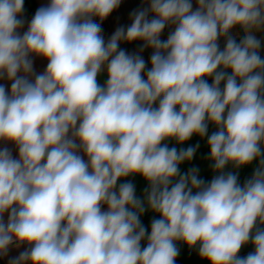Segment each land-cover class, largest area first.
Instances as JSON below:
<instances>
[{
	"label": "clouds",
	"instance_id": "1",
	"mask_svg": "<svg viewBox=\"0 0 264 264\" xmlns=\"http://www.w3.org/2000/svg\"><path fill=\"white\" fill-rule=\"evenodd\" d=\"M121 3L50 0L21 33L24 0H0V142L18 151L0 148V257L27 245L8 264H175L183 243L209 264H264V0H142L106 41ZM193 135L210 182L180 170L199 144L165 143ZM253 161L243 185L225 171ZM136 175L144 199L118 183Z\"/></svg>",
	"mask_w": 264,
	"mask_h": 264
},
{
	"label": "crops",
	"instance_id": "2",
	"mask_svg": "<svg viewBox=\"0 0 264 264\" xmlns=\"http://www.w3.org/2000/svg\"><path fill=\"white\" fill-rule=\"evenodd\" d=\"M50 0H24V12L27 13L25 20V25L22 29H20L21 33L27 30L28 22L32 19L37 9L42 6H46ZM145 4H142V0H122L121 5L118 9L113 11L110 16L102 22V29H103V36L107 41L110 36L114 33V31L120 26H129L131 23L130 20V13L136 9L141 7H145ZM193 6L195 8V0H193ZM96 22H100L98 19ZM170 29L166 28L164 33L162 34V39H166ZM233 35L237 38V42L243 36V31L237 27L232 30ZM257 38L261 40V56L264 58V32L256 33ZM221 48L224 47V40L221 39L219 41ZM142 44L141 41H135L132 43H121L120 47L125 49L128 53H136L139 51V47ZM152 50L146 49L143 53H141L142 57L146 61L147 68L151 67L150 64V55ZM47 65V60L39 57L34 58V70L37 73H42ZM99 82L101 84L104 83L105 77L102 75L99 78ZM10 81L6 79L0 80V84L5 85L8 89H10ZM209 83H211V79L209 78ZM223 86V85H222ZM216 127L213 124H209L208 127V135H211L212 132L216 131ZM169 145V147H176L179 148H187L189 146H195L199 144V147L196 150V153L191 161H186L180 165L181 173L187 172L190 168L196 167L199 169L198 176L200 179H203L205 182H210L211 179L217 175L218 173L214 172L212 169V161L209 159L210 149L207 145V136L204 138L199 137L198 135H193V137L184 142L183 144H178L175 140H167L165 141ZM7 146L11 149L12 154L14 157L18 156V151L15 146L11 143L5 145L3 142H0V148ZM86 159V157H85ZM258 166V161H253L252 164L244 166L240 169H234L231 165L227 166L225 171L226 172H234L238 173V181L241 185L247 180L250 179L253 175L254 170ZM126 180H130L136 189V196L140 199H144L145 197V189L148 187L147 182L139 175L124 178L118 183L125 182ZM106 210V206H105ZM158 219L159 216L152 211H146L141 216V222L145 226L146 229L150 232V225L152 219ZM7 219V214H5V220ZM142 246H146V241H142ZM27 247V245L22 246L21 248L17 249L15 247L10 248L9 254L6 257H0V264H8L9 259L16 257L19 255L21 251H23ZM177 247L179 248V255L176 259L175 264H209L207 260H203L199 257L198 252L195 249H189L186 244L178 243ZM254 248L249 243L242 247L239 256L245 257L250 252H253Z\"/></svg>",
	"mask_w": 264,
	"mask_h": 264
},
{
	"label": "trees",
	"instance_id": "3",
	"mask_svg": "<svg viewBox=\"0 0 264 264\" xmlns=\"http://www.w3.org/2000/svg\"><path fill=\"white\" fill-rule=\"evenodd\" d=\"M27 13L23 12V19L26 17Z\"/></svg>",
	"mask_w": 264,
	"mask_h": 264
}]
</instances>
